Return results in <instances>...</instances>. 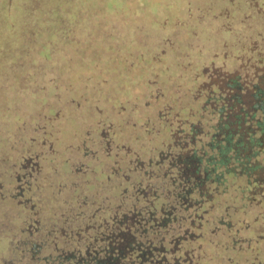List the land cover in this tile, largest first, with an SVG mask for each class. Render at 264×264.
I'll list each match as a JSON object with an SVG mask.
<instances>
[{
  "label": "trees",
  "instance_id": "obj_1",
  "mask_svg": "<svg viewBox=\"0 0 264 264\" xmlns=\"http://www.w3.org/2000/svg\"><path fill=\"white\" fill-rule=\"evenodd\" d=\"M250 6V11L236 12L235 20L244 32L238 33L234 42L231 31L217 38L232 41L238 50L232 64L229 68L214 64L213 54L208 63L201 64L198 82L187 90L189 110L195 109L190 111L192 118L183 123L175 114L177 119L173 121L171 142L166 149L146 158L131 152L125 141L107 143L104 133L99 136L105 156L101 160L120 174L115 177L109 172L103 195L97 188L90 194L81 190L74 197L73 183L56 185L52 176L43 175L48 156L33 142L40 134L44 137L47 121V106L42 102L45 96L34 90L41 82L32 85L31 79H16L12 72L11 77L0 81V264H57L60 251L52 254L51 249L41 255L42 250L33 243L23 246V234L29 236V229L36 227L38 234L47 232L48 244L56 239L53 245L61 246L67 241V245L77 247L67 256L70 264H208V258L204 259L199 252L205 248L200 240L214 230L223 238L237 236L241 248L245 247L250 239L247 221L233 219L232 214H257L251 199L264 193V46L259 45L261 41L264 44V12L253 11ZM248 15L256 16L250 19ZM166 38L159 34L157 43ZM239 39L243 46L235 43ZM222 48L225 49L219 48V52L224 59L232 57L226 44ZM18 64L13 63V68L19 69L20 74H29L28 64ZM64 66L50 65L55 70ZM1 70L0 76L4 68ZM168 109L164 105L157 111L158 121L166 120ZM47 141L44 137L40 144L46 145ZM48 146V154L54 152L52 145ZM114 151L120 154L112 162L106 155ZM34 153L39 158L38 181L30 189L19 188L17 197L25 192L31 194L29 191L34 189L39 209L34 203L26 207L18 199L9 209L15 197L4 193V185L11 179V188L17 184L20 178L15 170L22 168V159ZM124 166L131 174L140 173L148 184L140 187V179L131 183L123 173ZM143 166L150 167V172L140 171ZM61 187L65 193L58 191ZM135 188L141 189L131 191ZM215 194L220 195L221 202L214 206L209 202ZM238 200L242 202L235 204ZM249 203L254 206L249 208ZM232 205L237 208L234 212L230 211ZM213 220L217 222L213 224ZM183 221L191 227L204 221L209 227L196 234L187 228L179 232L174 223L179 225ZM232 223L237 224V234L232 232ZM65 230L70 232L69 237L62 235ZM262 232L260 225L254 230L255 235ZM182 241H188V251L182 248Z\"/></svg>",
  "mask_w": 264,
  "mask_h": 264
},
{
  "label": "rangeland",
  "instance_id": "obj_2",
  "mask_svg": "<svg viewBox=\"0 0 264 264\" xmlns=\"http://www.w3.org/2000/svg\"><path fill=\"white\" fill-rule=\"evenodd\" d=\"M250 5L253 11L264 12V0H0V73L4 68L0 81L11 77L12 72L16 79H31L32 85L41 82L34 90L45 96L42 102L47 106V121L43 133L48 141L46 145L40 144L44 139L42 134L33 140L34 146H41L48 156L47 173L43 175L52 176L56 185L73 183L74 197L81 190L90 194L97 188L103 195L109 172L115 177L120 174L101 160L105 158L98 141L102 133L107 143L125 141L131 152L141 157H153L164 149L171 142L175 114L183 123L192 118L187 90L198 82L201 64L208 63L212 54L214 64H225V67L232 64L238 51L233 44L235 36L244 32L235 20L236 12L250 11ZM248 16L252 19L256 15ZM230 31L233 42L217 39ZM159 34H164L166 40L157 43ZM241 42L239 39L235 43L240 46ZM225 44L232 56L227 59L219 52V48L225 49L222 48ZM13 63L28 64L29 74H20ZM52 63L65 66L55 70L50 67ZM164 105L169 106L167 118L158 121L157 111ZM6 129L9 126L4 129L7 132ZM48 144L54 151L50 154ZM116 154L120 152L114 151L106 158L113 162ZM36 155L24 156L22 168L15 170L20 179L14 187L11 188L14 179L7 186L1 182L4 193L15 197L9 209L17 199L26 207L34 203L39 209L34 189L29 191L31 194L25 192L17 197L19 188L30 189L38 181L40 165ZM84 165L90 167L86 169ZM150 169L143 166L140 171L150 172ZM123 173L131 183L140 179V187L148 184L144 176L131 174L127 166L123 167ZM136 189L141 188L131 191ZM58 191L65 193V188ZM259 199L264 200V193L251 199L257 207L255 215L238 214L234 212L235 205L230 210L234 212L233 219L247 221L250 239L244 248L237 236L223 238L217 230L200 240L205 248L199 252L204 259L208 258V264H254L256 261L264 264V201L258 204ZM219 202L220 195L215 194L209 203L215 206ZM241 202L238 200L235 204ZM216 222L213 220V224ZM203 223L191 227L183 221L174 226L179 227V232L187 228L196 234L205 231L208 225ZM232 224V232L237 234V224ZM258 225L263 229L262 235L254 233ZM36 228L29 229L31 238L23 234V246L33 243L42 250L41 255L51 249L52 254L60 251L57 264H70L72 261L67 256L77 247L67 245V241L61 246L53 245L56 239L52 244L49 239L48 244L47 232L38 234ZM68 233L65 230L62 235L69 237ZM187 242L182 241L181 245L188 251Z\"/></svg>",
  "mask_w": 264,
  "mask_h": 264
}]
</instances>
